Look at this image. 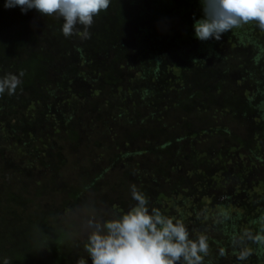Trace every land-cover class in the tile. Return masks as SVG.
<instances>
[{"label": "trees", "instance_id": "trees-1", "mask_svg": "<svg viewBox=\"0 0 264 264\" xmlns=\"http://www.w3.org/2000/svg\"><path fill=\"white\" fill-rule=\"evenodd\" d=\"M4 3L5 0H0V77L9 73L17 75L20 72L24 73L21 78L22 85L17 89L14 96L7 94L0 96V182L1 185L10 183L11 191L8 189L7 194L11 197L17 192L14 186V178L17 179V177L13 172L3 174L5 170L11 171L7 167L9 164H14V166L20 164L23 170L17 169V171L19 173L21 171V175H36L37 171L39 172L41 169H46L47 172V168H52V174H55L58 173V165L61 168L60 171L70 169L74 158H82L76 153H68L72 150L71 148L76 147L72 146L71 140L74 144L77 143L78 137L74 130L78 123V121L76 123L75 117L80 112L79 110H84L85 121L82 122L81 128L85 132V134L82 133L85 138H88L94 129L97 130L100 127L96 121H93V125L88 128L86 121L91 112L89 107L88 109L85 107V105L88 106L85 101H89L92 107L98 108L102 122L107 121L101 130L103 136H109L108 141L104 142L107 148L106 156L115 162L125 158L124 154L118 153V143L114 140L116 130L113 124L120 122V126H124L121 117L125 116L126 111L118 106L117 101H120L121 98L103 100L105 95L100 93V90L109 92L110 88L113 87L112 82L121 81L120 77L112 74V72L117 71V69L120 70L124 66V68L130 67L133 70L132 61L123 64L120 68L109 69L100 65L103 70L107 68L106 71H103L101 78H98V74L97 77L95 76L97 72L101 75L100 71L95 73L91 69L84 72L79 70L81 66L90 63L95 58L108 55L109 51V58L113 64L122 61L123 58L126 59L131 51L140 57L143 55L148 57L147 54L150 53L151 49H155L157 53L160 52V55L155 58L148 57L147 64L139 63L136 65V68L140 70L136 73L132 72L131 78L124 77L123 81H126L128 85H132L134 82L139 84L140 78L142 81L151 80V83L156 86L159 80L161 85L162 80L164 87L161 90L166 88L165 93L169 94L166 96H170L177 104L179 102L185 104V100H182L183 94H188L187 99L195 95L193 93L196 92L192 90L201 85V80H213L215 88L220 94L224 93V87L231 85L233 87L230 92L231 102L237 106L232 114L241 111L242 126H245L244 128L248 129L250 133L255 129L246 126L253 125L254 122L259 124V132L255 133V138L264 131V31H261L255 23L244 25L223 34L229 39L231 36H235L236 40L234 39L235 42L232 45L235 52L222 55L221 46L219 51L214 49V46L219 45L220 41L215 39L200 41L194 36V20L202 18L200 0H111L108 10L101 12L99 16L94 18V23L89 29L90 39L86 40L77 39L81 36L82 28L73 36L65 38L61 32L62 19L43 17L35 9L22 13L20 7L5 8ZM179 34L180 37H178ZM196 41L199 43L198 50H194V43L198 44ZM248 46V49L253 51L249 57L245 55ZM110 49L114 51V55ZM174 54L183 58L187 64L183 67L180 66V69L166 68L164 63L168 58L167 55L174 57ZM213 58L218 59L217 67L221 70H212L213 73L205 71L203 75H199L203 69L208 70L207 67ZM173 60L176 61V59ZM239 68L241 69L238 80L222 79L223 72L237 71ZM97 81L100 82V86L93 84ZM82 82L95 86L94 93H99L97 94L98 98L103 102L95 100V105L93 100H89L92 94L83 96V98L73 94L72 87ZM238 84L239 87H236L235 85ZM244 86L249 87L250 90L245 91ZM199 93H197L198 96ZM247 112L256 114V116H250L249 118L252 119H249L246 116ZM53 113H60L61 122L64 121L69 125L64 130L60 128L61 134L59 136L51 135L46 139L42 135L28 133V126L40 124L47 129L54 125ZM158 121L156 119L157 123ZM219 130H222L226 137L232 132L227 127ZM144 131L147 135L146 130ZM231 137L227 138L230 143L233 142V139H238L241 146L232 147L233 144H231L228 149L223 147L227 150L213 163L214 166L205 153L197 154V157H190L192 161L190 173L197 176L194 184L191 185L194 192L188 190L187 195H184V184L180 180L172 181L171 185L163 187L160 178L161 172L159 169L156 170V167V173L150 174L149 177L151 182L154 181V190L151 193L144 192L146 196L154 192L159 202L150 205L156 206L174 221L176 219L183 221L187 228L190 225L189 222H192V225H196V227L208 224L214 228L216 234L218 233L219 241L215 238H209V240L219 243L220 246L221 243H224L221 246L225 250L224 259L238 256L239 249H234L231 245L233 236L241 235L247 231H251L253 234L264 231V224L259 223V218L264 216V180L260 181L255 178L257 182L261 183L259 187L253 186L252 188L249 186L248 188L245 183L243 184L245 175L252 171L254 164L260 167L264 165V149L256 143L255 138H252L249 133L244 134L243 132L241 137L236 135L232 141ZM126 138L130 140L128 135ZM30 140L35 142L36 146H33L34 144ZM51 140H54L55 143H52ZM175 140L162 142L160 146H156L152 153L157 155L162 150L172 152V145L170 144L179 142L180 138L179 141ZM88 141L92 142L91 140ZM50 145L55 146L52 148ZM164 146L167 147L162 149ZM42 150L45 151V154L40 161L37 158ZM241 152L242 156L247 158L246 162L249 167L240 163L244 162L240 155ZM140 153H143V162L156 159L155 157L148 158L145 150L141 151L137 148L128 152L126 156L132 159L134 164V158ZM85 168L87 167L85 166ZM246 168L248 171L242 172ZM103 171L106 172L107 168ZM147 171L143 164H138L136 177L139 174L148 175ZM126 172L128 173V171ZM126 172L123 173L126 174ZM100 176L102 174L95 169L89 184L85 185L84 188L78 187L76 191L71 190L70 194H73V198L77 197L89 185L92 187L98 183L97 179ZM21 181L26 182V180ZM207 189H213L219 193L207 194ZM172 193L178 195V199L182 201L183 205L175 206L171 202L175 200ZM229 193L230 196L235 197V201L227 200L225 203L215 206H209V202L205 208H200L201 205L198 202L194 205L195 196L201 197V203H205L207 200L226 197ZM206 194L207 196H202ZM173 211H176L178 216L171 214ZM62 212L65 211L62 210ZM116 213L114 210L104 211L106 217L116 216ZM199 214H202L203 220L196 224L195 217ZM224 214H227L230 219L223 223H217V219ZM59 228L60 230L52 231L49 227H43L40 233L42 240L40 247L43 246L45 252L50 255L45 257L42 263L36 264H62L68 260L66 255L60 251V243L63 241V231L65 230ZM189 232L192 239H196L200 235L194 230H189ZM83 239V242L80 241V243L86 245L84 243L86 240ZM248 243L247 247L249 250L251 249L254 255L250 264H264V248L251 241ZM82 253L81 256L84 257L85 251ZM12 256L13 261L9 260L8 262H11L9 264H28L25 258V248L21 253L19 251L16 255L13 253ZM80 257L72 260L74 264H79L78 259ZM83 260L81 259L80 264L84 262ZM208 260L210 259L205 258V262Z\"/></svg>", "mask_w": 264, "mask_h": 264}, {"label": "rangeland", "instance_id": "rangeland-1", "mask_svg": "<svg viewBox=\"0 0 264 264\" xmlns=\"http://www.w3.org/2000/svg\"><path fill=\"white\" fill-rule=\"evenodd\" d=\"M180 36L179 34L178 37ZM77 39L81 40V36L77 37ZM234 39L236 40L235 36H231V39L222 36L219 40L220 44L215 45L214 49L219 51L218 49L221 46V49H223L221 52L222 55L235 52V49H232L233 42H235ZM194 44V50H198L199 43ZM248 48L249 46L246 48L245 53L247 57L253 54V51ZM110 50L113 51L112 49ZM109 55L110 51L108 55L95 58V60H92L90 63L81 66L79 70L84 72L87 69H91L95 71V73L96 71H100L101 75L97 72L95 76L97 77L99 75L98 78H101L103 76V71L107 70V68L103 70L101 67L102 65L109 69L120 68L123 64L131 63L132 61L134 66L133 70H131L130 67L124 68V66L120 70L117 69V71L114 70V72H112V74L118 75L121 81L112 82L111 85L113 87L110 86L112 88H110L109 92H104V90L99 89L100 93H104L105 95L103 100L116 98L118 100V98H121L120 101H117L118 106L120 109L122 108L126 111L125 116L121 117L124 126H120V122L115 123V125L113 124L116 130L114 140L118 143V153L120 155L124 154L125 158H121V160L115 162L113 159L106 156L107 154L105 151H107V148L104 142L108 141L109 136H103L101 130L103 129V124L106 125L107 121L102 122L100 120L101 114L98 108L92 107L89 101H85L88 105H85V107L87 109L89 107V111L91 112L86 121L88 128L93 125V121H96L97 125L100 127L97 130L94 129L90 133V136L88 135V138H85V136H83L85 132L81 128L82 122L85 121L84 110H79L80 112L75 117L76 123L77 121L78 123L74 130L78 137L77 143L74 144L71 140L72 146L76 147L71 148L72 150L68 151V153H76V155L82 156V158H74L71 162L70 169L60 171L59 169L61 168L58 165V173L52 174L53 169L47 168L49 172H46V169H41L39 172L37 171L36 175L29 174L26 176L25 174L21 175L23 168L20 164L16 166H14V164H9L7 167L11 169V171L5 170L3 174H11L13 172L16 175L17 179L14 178V186L17 192L14 196H9L7 190L10 189V183L1 185L0 182V264L11 263L13 261V253L14 255L19 251L21 253L24 248L26 250L25 258L28 264L42 263L45 257L50 255L45 252L43 246L40 247L42 241L40 233L43 227H49L52 231L60 230L59 227L65 230L63 231V241L60 243V251L66 255V259L68 260H65L62 264H74L72 260L80 257L83 251H85V256L82 257V255L80 259H78L79 264L81 259H84L82 264H92L91 258L86 251V245H82V239L84 238L83 240H86V236L82 229V218L92 209L98 210L103 214L104 211L113 210L117 212L116 215L127 212L136 203L131 197L130 185L135 184L140 191L151 193L154 190V181L151 182L149 177L150 174L156 173L157 169L161 172L162 176L160 178L163 187L171 185L172 181L180 180V182L184 184V195H187L188 190L194 192L191 185L194 184L197 176L196 174L190 173L192 168L190 157H197V154L202 155L205 153L214 166L213 163L231 147V144H233L232 147L241 146L238 139H233V142L230 143L227 139L229 136H232V141V138H235L234 136L237 135L241 137L244 132V134L249 133L252 138H255V133L259 132V124L255 122L253 125L246 126L255 129L251 133L248 129L244 128L245 126H242L240 110L237 114H232V111L236 110L235 108H237V106L231 102L230 92L233 90L231 85L224 87V93L220 94L217 88H215L213 80H201V85L194 87L192 90L196 92H192L195 95L187 99L186 97L188 94L185 93L182 95V100H185V104L184 102H179L177 104L170 96H166L169 95L165 93L166 88L161 90L164 87L162 80L161 85L159 80L156 86L151 83V80L142 81L140 78L138 81L139 84L134 82V84L128 85L126 81H123L124 77L127 76L131 78L130 75H132V72L136 73L140 70L136 68V65L139 63L147 64L148 57L155 58L160 55V52L157 53L155 49H151L150 53L147 54L148 57L144 55L140 57L137 53L131 51L126 59L123 58L122 61L115 64L110 60ZM173 56L174 57H170V55H167L168 58H166V62L164 63V65L167 66L166 68L170 69L169 67H174L180 69V66L183 67V65L185 66L187 64L184 62V59L178 55L174 54ZM173 59H176V61ZM218 64V59H211L209 67H207L208 70L203 69L200 71L201 74L199 75H203L205 71L209 73L212 70H221L217 67ZM240 69L241 68L237 71L230 70L226 73L223 72L222 79L228 81L232 79L238 80ZM87 72L89 73L90 71ZM99 83L98 81L96 83L93 82L95 86H100ZM118 85H122V88L120 86L118 87ZM95 86L87 82H82L77 86L74 85L71 91L73 94L80 96V98L92 94L89 100L91 99L93 102L95 100L103 102L98 98L99 96L97 94L99 93H94ZM235 86L239 87V84ZM243 89H245V91L250 90V88L246 86H244ZM198 92H200L199 96L197 95ZM101 104L103 105V103ZM53 115L52 121L54 125L50 128L46 129L40 124H35L27 127L28 133L31 132L30 134L39 136L42 135L46 137V139L51 137V135L59 136L61 134L60 128L64 130L66 127H69V125L64 121L61 122L60 113H53ZM246 116H248V118L250 116L255 117L256 114L247 112ZM156 119L159 120L158 123ZM224 127L232 131L227 137L223 135L222 130H219L224 129ZM144 130H146L147 135H145ZM83 132L84 134H82ZM126 135L130 137V140L126 138ZM179 138L180 141L178 140ZM175 139L179 142L170 144L172 145V152L162 150L167 147L164 146V148L160 149L162 151H159L157 155L152 153L156 146H160L162 142L169 140L176 141ZM51 141L55 143L54 140ZM255 141L264 149V131L259 133ZM30 142L34 144L33 146H36L35 142L31 140ZM92 143H94L93 146ZM51 145L50 147L52 148L55 146ZM223 147L227 149L225 150ZM27 148L29 149V147ZM135 148L141 151L145 150L148 154V158L155 157L156 159L154 161L147 160L143 162V153H140L134 158L133 164L132 159L127 158L126 154L132 152ZM43 154H45L44 150L41 151L37 159L41 161L44 158ZM240 155L242 161H244L240 163L249 167L246 162L247 158L244 155L242 156V152ZM247 156L249 157V154ZM50 161H52V159H50ZM138 164H143L148 170V175L139 174L136 177ZM85 166L87 168H85ZM106 168L107 171L104 172L103 169ZM17 169H21L20 173ZM95 169L102 174V176L97 179L98 183L92 187L89 185L84 192L79 193L77 197L73 198V194H70L71 190L76 191L78 187L84 188L85 185H88L90 177L94 175ZM126 171H128V173ZM246 171H248V168L242 170V172ZM123 172H126V174ZM169 178L171 179L168 181ZM255 178L260 181L264 180V165L260 167L254 164L252 171L245 175L243 184L245 183L248 188L249 186L252 188L253 186L259 187L261 183L257 182ZM21 180H26V182ZM164 192L163 190V193ZM206 192L207 194H211L212 192L219 193V191H213V189H207ZM207 194L202 196L205 197ZM173 195L175 200L171 202L175 204V206L183 205L182 201L178 199V195L172 193V196ZM147 197L151 205L155 202H159L154 192ZM201 200V197L195 196L193 199L194 205L198 202L201 205L200 208H205L209 202V206H215L217 204L221 205V203H225L227 200L235 201L236 199L230 196L229 193L224 199H211L207 200L205 203H201ZM62 210L66 213L62 212ZM176 213V211H173L171 214L178 216ZM201 215L199 214V216L195 217L196 224H198L200 220H203ZM189 224V230H194L200 235L207 234L209 238H215V240L219 241L217 237L218 233L216 234L214 228H211L208 224L199 225L197 227L196 225L193 226L192 222H189ZM80 241L82 242L80 243ZM86 242L84 243L86 244ZM247 244L249 243L247 242ZM223 245L224 243H221V246ZM209 246L211 252L210 255L205 258L210 260L205 262V264H240V262L241 264H250L254 259L252 252L246 261L238 260V256H231V260L224 259L223 256L219 255V250L221 249L219 243H214L213 240H209ZM28 251L30 254H28ZM9 260H11V262H8Z\"/></svg>", "mask_w": 264, "mask_h": 264}, {"label": "clouds", "instance_id": "clouds-1", "mask_svg": "<svg viewBox=\"0 0 264 264\" xmlns=\"http://www.w3.org/2000/svg\"><path fill=\"white\" fill-rule=\"evenodd\" d=\"M110 3L111 0H5L4 7H20L22 13L35 9L43 17L62 19L61 32L65 38L82 28L81 39L86 40L90 39L94 18L107 11ZM200 3L202 18L193 24L194 36L200 41H219L223 34L250 23L264 31V0H200ZM23 75L20 72L0 77V96H14L22 85ZM130 192L136 203L127 212L106 217L92 209L82 218L86 251L92 264H205V257L211 252L207 234L190 238L183 221H174L159 208L150 206L149 198L135 184L130 185ZM229 219L224 214L217 223ZM259 223L264 224V216ZM248 241L264 248V231L255 234L247 231L232 237L231 245L239 249L240 261L251 255ZM219 255H225L223 248Z\"/></svg>", "mask_w": 264, "mask_h": 264}]
</instances>
